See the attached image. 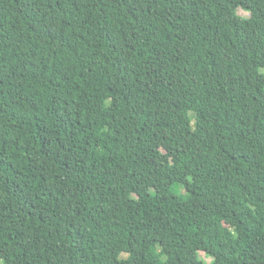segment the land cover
Instances as JSON below:
<instances>
[{
	"label": "trees",
	"instance_id": "1",
	"mask_svg": "<svg viewBox=\"0 0 264 264\" xmlns=\"http://www.w3.org/2000/svg\"><path fill=\"white\" fill-rule=\"evenodd\" d=\"M0 264H264V0H0Z\"/></svg>",
	"mask_w": 264,
	"mask_h": 264
},
{
	"label": "rangeland",
	"instance_id": "2",
	"mask_svg": "<svg viewBox=\"0 0 264 264\" xmlns=\"http://www.w3.org/2000/svg\"><path fill=\"white\" fill-rule=\"evenodd\" d=\"M241 13H242L244 16H246V17H247V16H250V19L255 20L254 17H251V15H249V13H248L247 11H241ZM225 223H226V225H228L229 227H232L234 221H233V219H232L230 216H228V217L225 219ZM6 251L9 252L10 250L7 249ZM200 254H202V253H200ZM203 255H204V254H203ZM203 255H202V257H203ZM206 258H207V257H206Z\"/></svg>",
	"mask_w": 264,
	"mask_h": 264
}]
</instances>
